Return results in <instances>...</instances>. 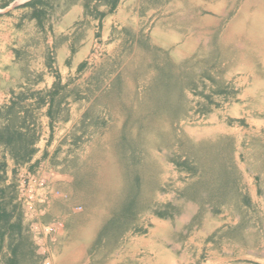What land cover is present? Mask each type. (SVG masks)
<instances>
[{"label":"crops","instance_id":"obj_1","mask_svg":"<svg viewBox=\"0 0 264 264\" xmlns=\"http://www.w3.org/2000/svg\"><path fill=\"white\" fill-rule=\"evenodd\" d=\"M146 2L0 0V128L9 123L11 117L6 111L15 103L14 129L29 137L27 149L31 150L24 162L33 165L32 169L40 163H49L53 156L51 149H57L60 161L53 187L59 189L61 197L48 206L50 213L43 223L53 222V225L58 221L62 227H55L46 238H36L41 244L38 249L43 250L48 264H96L97 261V264H247L240 262L231 248H223L227 244L231 247L236 222L228 229L229 226H220L218 220L225 217L230 221L226 214L246 212L259 205L264 209V30L261 24L264 16L260 17L259 13L262 8H257L256 15L250 18L253 21L251 53L255 62L244 71L242 65L236 67L233 83L227 82L229 78L218 80L207 76L198 83L194 79L197 72L193 57L198 43L191 36L186 37L185 32L178 35L170 27L161 28L156 16L147 14ZM160 37H165L168 43L164 49L155 44L157 47L177 53L174 75L181 86L180 116L168 117L164 122L147 121L143 108L133 107L125 114L96 104L101 97L97 92L94 94L99 80L107 76L111 87L119 84L125 70L133 68L134 63H129L132 55L144 52L140 45L147 38L155 41ZM172 37L175 39L170 43ZM97 48L103 53L98 64L91 68L87 61ZM235 49L242 51L237 45ZM187 60L189 66L179 71L180 61ZM55 84L61 86L57 95L53 94ZM72 86L75 91L69 93ZM195 90L206 98L202 99V109L206 108L203 112L208 122L201 126L184 125L190 93ZM90 91L92 94L88 96ZM137 97L143 100L140 95ZM85 100L88 104L83 108ZM213 101L219 103L211 104ZM223 102L237 123L223 122L224 117L216 110L220 111ZM89 106L95 107L92 113L88 112ZM79 132L84 133L83 137ZM122 132L126 140L136 144H126ZM72 133L77 140L74 146H64ZM161 133L169 138L166 147L161 145ZM121 158L133 160L128 173H119ZM170 163L177 164L190 178L180 186L178 199L174 201L163 190ZM99 164L105 165L102 172ZM135 174L142 180L139 210L121 216L118 206ZM9 180L5 177V185L8 186ZM76 204L78 209L72 210ZM55 205L57 213L52 211ZM139 215L146 216L148 225L132 234L130 229L137 224ZM15 222L12 220L10 224ZM23 231L21 224V231L13 236L19 237ZM222 233L231 242L224 240ZM8 236L5 234L0 239V254L9 246V257H16L20 264L39 263L38 256L21 260L19 246L9 245ZM251 260L256 259L246 261L252 264Z\"/></svg>","mask_w":264,"mask_h":264},{"label":"rangeland","instance_id":"obj_2","mask_svg":"<svg viewBox=\"0 0 264 264\" xmlns=\"http://www.w3.org/2000/svg\"><path fill=\"white\" fill-rule=\"evenodd\" d=\"M257 1L258 6L256 5L255 0H147L146 12L152 16H156L159 20L161 28L170 27L174 33H177L178 35L185 32L186 37L189 38L191 36L192 39L198 43L197 52L193 55L195 72H197V77L194 79L198 83L200 80L207 77L217 78L218 80L222 78H226L225 80H227L229 78L230 81L227 82L233 83L235 82V76H237L234 75L235 71H237L236 67H241L242 65L244 71L245 68H249L251 63L253 64V62H255L254 55L251 53L250 32L251 28H253V21H251L250 18L251 15H256V9L260 7L262 8L261 11H259L261 14L260 17L264 16V0ZM252 18L254 17L252 16ZM261 24L264 30V21ZM174 39L175 38L173 37L170 38L169 42L171 43ZM167 43L168 40L165 37L156 38L155 41L147 38V42L140 45V49L144 51L143 53H135L133 55L130 54L132 57L129 63H134V65L132 64L133 68L129 67L125 70V75L119 84L111 87L107 76H103L102 79L99 80L97 87L94 88V94L97 92L101 95V97L97 100L96 104L102 108L119 109L120 111H124L125 114L126 111L132 109L133 107L140 109L143 108L145 110L142 113L146 115L145 118L147 121L162 119L164 122L168 117L170 119H174L175 117L178 118L182 112V103L178 100L180 99L178 96L181 94V86L177 84L179 80L174 75L175 70H177V53L171 52L170 50L167 52L162 51L160 46H156L159 44L162 46V49H164ZM235 45H237L239 49L241 47L242 51L236 52ZM99 59L101 58L99 57L97 60L92 61L89 60L87 63H89L90 67L93 68L96 62L98 64ZM187 62L188 60L180 61L178 70L183 71L186 66H189ZM203 66L204 68H202ZM202 73L204 74L201 75ZM217 79L215 80L217 81ZM208 80L210 81V79ZM210 83L214 86L216 85L213 81H210ZM77 90L80 91V88L77 87ZM74 91L75 88L73 86L69 87V93H74ZM197 91L198 90H195V92L190 93V100L188 101L190 104L188 105L187 110L189 112L191 111V104L194 100L192 97L199 98L198 100H201V102L196 101V104L203 107L202 102L204 101L202 99L205 100L206 98L201 97L200 91ZM90 94H92V91L88 93V96ZM139 95L141 96L139 98L143 100H138L137 96ZM91 97L92 96H90V98ZM210 103L217 104L219 102L213 101ZM83 104L84 105H82V107L85 108L88 103L85 100ZM92 106L88 107V112L90 113L95 110L92 109L95 108ZM78 107L80 108L81 104H79ZM205 109L206 108H203L204 111ZM216 110L221 112L220 115L222 118L224 117V123L228 120L231 121L230 123H237V119L233 118L232 115L229 114L228 106L226 113H223L221 110L219 111L218 108ZM188 115L186 116L184 125H189L187 124V119L189 118ZM79 133L80 134L78 135L83 137L84 133ZM125 135V132L121 133V136L124 138L126 144L130 146L131 143L136 144V142L131 139L126 140ZM69 140L70 141L64 146H67V144L74 146V142L77 141L76 134L72 133L69 136ZM160 140L162 147L168 146L169 138L165 133H161ZM208 149L210 148L208 147ZM51 151L53 152V156L49 163H40L32 169L31 166L33 165L28 164V162L16 163L11 155V152L0 146V161L5 162V173H7L6 177L10 178L8 186L14 185V189H11L9 192V198H11L13 192H15L13 195L15 197L12 204L10 203L8 206V210H10L13 205H16L20 213L21 223L24 226V231L21 236H8L7 241L10 243L9 245L17 244L19 246L18 252L21 260L30 259L31 257H39V260H36L40 264L42 262L43 264L45 263L44 259L46 255L43 257V250L41 251L38 249L41 244L36 242V238L40 239L41 236H36L35 233L31 232L29 223L25 221L23 217L21 205L18 202L16 192V180L18 179L17 169L24 168V170L29 172L32 176H36V173L39 172V177H45L48 180V185L50 190H52V193L47 197L48 200L46 203L37 202L35 204V212L38 216L37 219L39 222L41 221V224H52L53 222L50 224L43 222L46 221L45 219L48 216V213H50V208H48V206H51L52 201L61 197V193L56 186L55 189L53 187V185H56L57 183L56 178L57 171L60 167V161L57 160V149H51ZM194 152L195 155H197V152ZM121 159L122 160H118L119 164L117 163L119 165V173H128L129 170H131L130 164L133 160H127L125 158ZM99 166V168H105L104 165ZM167 167L168 176L163 184V190L170 196L168 197L169 200L174 201L178 199L180 186L184 185V183H186L190 178L188 174L179 169L180 167L177 164L170 163ZM102 168L100 169L101 172L103 171ZM132 177V181L127 186L125 195L118 206V211L121 216H130L139 210V198L141 196L140 185L142 180H140L141 178L138 174L132 175ZM59 205L61 206V204ZM77 205L78 204L72 206V210L75 208L78 209ZM57 210L58 207L55 205V208L52 211L57 213ZM79 212L75 213L78 214ZM226 215V217H232L230 218L231 220H225V217H223L222 220H218L221 224L220 226H222V223L223 226H233L234 221L236 222V225L233 229L234 235H232V237L230 236L232 242L227 238V236H225V234L222 233L221 237H223L224 240L228 239L232 243L231 247L228 246V248L226 245L223 246V248L225 250H229L231 248L235 257H237L242 263L248 264L249 262L246 260L256 259L255 261L251 260L250 262L255 264H264L263 207L259 205L257 209H250L246 212L230 213ZM17 218L16 213L12 220H17ZM223 221H225V223ZM136 222L138 225L136 224L130 229L132 234L138 233L142 229V226H145V224L148 225L146 216L144 215L137 216ZM113 229L114 228H112V231ZM228 229H230V227H228ZM262 247L263 249H261ZM10 251L11 248L8 246L5 252L0 254V264H6L7 259L10 258Z\"/></svg>","mask_w":264,"mask_h":264},{"label":"built area","instance_id":"obj_3","mask_svg":"<svg viewBox=\"0 0 264 264\" xmlns=\"http://www.w3.org/2000/svg\"><path fill=\"white\" fill-rule=\"evenodd\" d=\"M102 53L103 51L97 48L92 53V57L89 60H97L102 56ZM192 98L194 100L191 104L192 108L188 115L189 118L187 119V124L196 126L205 125L207 123V116L205 112H203L202 107L196 104V101H198L196 100V97ZM220 110L223 113L227 112V105H225L224 102L222 103ZM17 171L18 179L16 180V192L18 202L21 205L23 217L25 221L29 223V228L32 233H35L36 236H41V238H46L55 227H62V223L58 221L54 222L53 225H43L38 222L37 219L38 216L35 212V204L37 202L46 203L48 200L47 197L52 193V190H50L48 185V180L45 177H39V172L36 173V176H32L29 172L25 171L24 168H18ZM45 264H48V262H45Z\"/></svg>","mask_w":264,"mask_h":264},{"label":"trees","instance_id":"obj_4","mask_svg":"<svg viewBox=\"0 0 264 264\" xmlns=\"http://www.w3.org/2000/svg\"><path fill=\"white\" fill-rule=\"evenodd\" d=\"M61 86L60 84H55L53 87V94L57 95L60 92ZM15 103H12L8 108L6 113L10 115V121L9 123L4 126L3 128H0V146L4 147L6 150L11 152L12 157L14 158V161L16 163L18 162H24L27 159V155L30 151L27 149V145H29L27 142H29L26 135H23L22 133L17 132V130L14 129L15 123L17 121V118H13L12 114L15 110ZM5 167L6 164L4 161H0V239L3 240V237L5 234L9 235L10 237H13L14 233L21 231V219H20V213L17 209L16 205H13L10 210H8V206L10 203L12 204V201L15 196L14 192L12 194V197L9 198L8 195H10V190L14 189V185L7 186L5 185ZM17 213V220L14 224H10L12 221V218ZM1 249V246H0ZM7 264H20L18 262V259L16 257H12L7 259Z\"/></svg>","mask_w":264,"mask_h":264},{"label":"bare ground","instance_id":"obj_5","mask_svg":"<svg viewBox=\"0 0 264 264\" xmlns=\"http://www.w3.org/2000/svg\"><path fill=\"white\" fill-rule=\"evenodd\" d=\"M224 6V5H223ZM113 7V6H112ZM114 8V7H113ZM111 9V8H110ZM118 9V8H117ZM127 9H129V7L127 8ZM223 9V8H222ZM131 11V10H130ZM141 11V10H140ZM137 13V12H136ZM220 13V12H219ZM146 14V13H145ZM134 15V14H133ZM136 16V15H135ZM138 16H139V13H138ZM158 17V16H157ZM119 19V18H118ZM128 19V18H127ZM126 19V20H127ZM116 21V20H115ZM117 22V21H116ZM126 22V21H125ZM119 25V24H118ZM116 27H117V25H116ZM105 29H106V27H104ZM111 28V27H110ZM109 28V29H110ZM108 29V30H109ZM123 30V29H122ZM114 31V30H113ZM169 31V30H168ZM116 32V31H115ZM108 33V32H107ZM162 33V32H161ZM174 33V32H173ZM118 34V33H117ZM206 34V33H205ZM169 35V34H168ZM179 37V36H178ZM194 41V40H193ZM206 43V42H205ZM111 50V49H110ZM167 52V51H166ZM109 53V52H108ZM107 53V54H108ZM264 53V52H263ZM131 57V56H130ZM258 57V56H257ZM250 63V62H249ZM239 64V63H238ZM253 69V68H252ZM254 70V69H253ZM231 74V73H230ZM255 75V74H254ZM258 82V81H257ZM260 83V82H259ZM257 105V104H256ZM236 108H237V106H236ZM245 108V107H244ZM263 109V108H262ZM128 116V115H127ZM208 117V116H207ZM126 119V118H125ZM120 120H121V118H120ZM215 120V119H214ZM123 121V120H122ZM127 121V120H126ZM213 121V120H212ZM208 122V121H207ZM114 125V124H113ZM194 126V125H193ZM117 127V126H116ZM123 127V126H122ZM117 130V129H116ZM107 131V130H106ZM130 131V130H129ZM114 133V132H113ZM112 133V134H113ZM117 133V132H116ZM110 135V134H109ZM114 135H115V133H114ZM113 135V136H114ZM119 135V134H118ZM114 138V137H113ZM112 138V139H113ZM119 139V138H118ZM107 144V143H106ZM110 144V143H109ZM109 148V147H108ZM106 150V149H105ZM103 151H104V149H103ZM165 154V153H164ZM240 154V153H239ZM97 155H99V153L97 154ZM152 155H154V154H152ZM163 156V155H162ZM165 156V155H164ZM103 157V156H102ZM158 157V156H157ZM95 158V157H94ZM161 159V158H160ZM235 159V158H234ZM237 159V158H236ZM119 160H122V159H119ZM112 163H114V162H112ZM100 165V164H99ZM113 166V165H112ZM98 167V166H97ZM100 167V166H99ZM104 167H105V165H104ZM244 167V166H243ZM102 168V167H101ZM100 168V169H101ZM125 168V167H124ZM171 168V167H170ZM103 169V168H102ZM244 169V168H243ZM104 170V169H103ZM245 172H246V170H245ZM98 176V175H97ZM174 176V175H173ZM250 176V175H249ZM100 177V176H99ZM103 177V176H102ZM125 177V176H124ZM101 178V177H100ZM99 178V179H100ZM166 178V177H165ZM243 178V177H242ZM126 179V178H125ZM106 180V179H105ZM125 181V180H124ZM165 181V180H164ZM247 181V180H246ZM115 182V181H114ZM189 182V181H188ZM245 182V181H244ZM246 184V183H245ZM122 185H123V183H122ZM243 185V184H242ZM247 185V184H246ZM100 187V186H99ZM107 187V186H106ZM121 187V186H120ZM112 188V187H111ZM252 189V188H251ZM254 189V188H253ZM100 191V190H99ZM112 191V190H111ZM101 192V191H100ZM115 193V192H114ZM113 194V193H112ZM258 194V193H257ZM98 195V194H97ZM121 195V194H120ZM251 195V194H250ZM253 195H254V193H253ZM100 196H101V194H100ZM123 197V196H122ZM160 198V197H159ZM162 198V197H161ZM251 198V197H250ZM101 200V199H100ZM260 200V199H259ZM155 201V200H154ZM181 201V200H180ZM253 201H254V199H253ZM258 202V201H257ZM92 203V202H91ZM251 203H253L252 201H251ZM115 204H118V202L117 203H115ZM174 204V203H173ZM186 204V203H185ZM109 205V204H108ZM212 205V204H211ZM256 205H258V204H256ZM175 206V205H174ZM185 206V205H184ZM207 206V205H206ZM209 206V205H208ZM93 207V206H92ZM178 207V206H177ZM88 208V207H87ZM94 208V207H93ZM182 209V208H181ZM207 209H208V207H207ZM260 209H261V207H260ZM197 209H195V211H196ZM229 210H230V208H229ZM94 213V212H93ZM219 213V212H218ZM222 213V212H221ZM256 213V212H255ZM184 214V213H183ZM195 214V213H194ZM206 214V213H205ZM209 214V213H208ZM209 215H211V214H209ZM261 215V214H260ZM143 216V215H142ZM154 217V216H153ZM209 218V217H208ZM232 218V217H231ZM153 219V218H152ZM177 219V218H176ZM179 219V218H178ZM180 219H181V217H180ZM214 219V218H213ZM158 220V219H157ZM182 220V219H181ZM188 220V219H187ZM220 220H222V219H220ZM262 220V219H261ZM107 221V220H106ZM175 221V220H174ZM183 221H185V220H183ZM178 222V221H177ZM142 223V222H141ZM162 223V222H161ZM144 224V223H143ZM151 224V223H150ZM202 224V223H201ZM203 224H205V223H203ZM202 224V225H203ZM95 225V224H94ZM141 225V224H140ZM152 225H154V224H152ZM163 225V224H162ZM201 225V226H202ZM212 225V224H211ZM222 225H223V223H222ZM154 226H156V225H154ZM196 226V225H195ZM213 226H214V224H213ZM143 227V226H142ZM146 227V226H145ZM184 227V226H183ZM230 227V226H229ZM260 227V226H259ZM263 227V226H262ZM192 228V227H191ZM204 228V227H203ZM221 228V227H220ZM226 228V227H225ZM227 229V228H226ZM260 229V228H259ZM168 230V229H167ZM201 230V229H200ZM213 230H215V229H213ZM223 230V229H222ZM151 231V230H150ZM193 231V230H192ZM199 231V230H198ZM84 232V231H83ZM82 232V233H83ZM98 232V231H97ZM135 232V231H134ZM89 233V232H88ZM182 234V233H181ZM185 234V233H184ZM205 234V233H204ZM219 234V233H218ZM82 235V234H81ZM176 235H178V234H176ZM193 235V234H192ZM206 235V234H205ZM143 236V235H142ZM175 236V235H174ZM210 236V235H209ZM80 237V236H79ZM176 237H178V236H176ZM187 237V236H186ZM194 237V236H193ZM199 237V236H198ZM260 237V236H259ZM262 237V236H261ZM132 238V237H131ZM192 238V237H191ZM251 238V237H250ZM95 239V238H94ZM147 239V238H146ZM152 239V238H151ZM185 239V238H184ZM189 239V238H188ZM204 239V238H203ZM260 239V238H259ZM199 240V239H198ZM94 241V240H93ZM182 241V240H181ZM186 241V240H185ZM92 242V241H91ZM124 242V241H123ZM200 242V241H199ZM198 242V243H199ZM187 243V242H186ZM230 243V242H229ZM179 244V243H178ZM225 244V243H224ZM91 245V244H90ZM90 245H89V248H90ZM228 245V244H227ZM76 246H78V245H76ZM86 246V245H85ZM114 246H116V244L114 245ZM192 246V244L190 245V247ZM224 246V245H223ZM229 246V245H228ZM227 246V247H228ZM233 246V245H232ZM237 246V245H236ZM177 247V246H176ZM79 248V247H78ZM119 248V247H118ZM117 248V249H118ZM123 248V247H122ZM141 248V247H140ZM139 248V249H140ZM194 248H195V246H194ZM211 248V247H210ZM67 249H69V248H67ZM114 249V248H113ZM127 249V248H126ZM143 249V248H142ZM173 249H175V247L173 248ZM203 249V248H202ZM201 249V250H202ZM261 249H263V247L261 248ZM109 250H111V249H109ZM223 250V249H222ZM243 250V249H242ZM248 250V249H247ZM104 251H105V249H104ZM117 251V250H116ZM172 251V250H171ZM233 251V250H232ZM112 252H113V250L111 251V254H112ZM126 252V251H125ZM149 252H150V250H149ZM80 253V252H79ZM205 253V252H204ZM217 253V252H216ZM220 253V252H219ZM244 253V252H243ZM68 254V253H67ZM238 254V253H237ZM257 254V253H256ZM75 256H77V255H75ZM74 256V257H75ZM124 256V255H123ZM144 257V256H143ZM188 257H191V256H188ZM254 257V256H253ZM99 258H101V257H99ZM125 258V257H124ZM204 258V257H203ZM208 258H210V257H208ZM213 258V257H212ZM73 259V258H72ZM77 259H78V257H77ZM190 259V258H189ZM199 259H201V258H199ZM113 260V259H112ZM191 260V259H190ZM95 261V260H94ZM104 261V260H103ZM103 261H101V262H103ZM111 261V260H110ZM66 262H68V261H66ZM98 262V261H97ZM97 262H96V264H97ZM203 262V261H202ZM191 263V262H190ZM109 264V263H108ZM138 264V263H137ZM158 264V263H157ZM202 264V263H201Z\"/></svg>","mask_w":264,"mask_h":264}]
</instances>
